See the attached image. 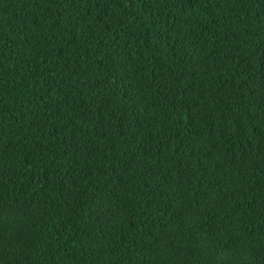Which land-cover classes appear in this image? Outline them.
<instances>
[{
	"label": "trees",
	"instance_id": "16d2710c",
	"mask_svg": "<svg viewBox=\"0 0 264 264\" xmlns=\"http://www.w3.org/2000/svg\"><path fill=\"white\" fill-rule=\"evenodd\" d=\"M0 264H264V0H0Z\"/></svg>",
	"mask_w": 264,
	"mask_h": 264
}]
</instances>
